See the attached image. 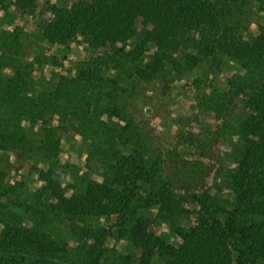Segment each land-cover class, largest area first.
Wrapping results in <instances>:
<instances>
[{
  "label": "rangeland",
  "instance_id": "1",
  "mask_svg": "<svg viewBox=\"0 0 264 264\" xmlns=\"http://www.w3.org/2000/svg\"><path fill=\"white\" fill-rule=\"evenodd\" d=\"M73 1L0 6V258L31 264L21 260L28 245L14 243L38 228L37 240L68 245L70 259L56 264H264V196L230 179L255 138L241 127L253 111L238 93L254 76L226 54L264 23L257 3L220 0L219 42L213 27L160 46L136 36L95 48L81 33L43 41L49 4ZM60 186L77 200L92 193L86 207L55 204Z\"/></svg>",
  "mask_w": 264,
  "mask_h": 264
},
{
  "label": "trees",
  "instance_id": "2",
  "mask_svg": "<svg viewBox=\"0 0 264 264\" xmlns=\"http://www.w3.org/2000/svg\"><path fill=\"white\" fill-rule=\"evenodd\" d=\"M254 1L257 3L264 19V0ZM6 2L7 0H0V6ZM220 6V0H77L71 4H49L48 7L51 9L53 16L40 23V37L43 41L66 45L68 42L75 40L81 33L91 47L97 48L99 45L109 42L114 46L116 43L126 44L131 39L139 36V39L147 43L151 42L160 46L164 42H174L176 39H183L197 34L201 35L206 28L213 27L216 31H219L214 39L219 42L222 32L224 33L223 26L227 21L225 12L219 8ZM139 22L142 26L141 29ZM11 34L13 40H17V33L14 31ZM233 42L239 41L236 37H233ZM239 44L238 51H236V47L230 51L227 50L226 54L232 58H238L240 63L246 65L253 72L254 78L250 80L251 84L249 86H239L238 93L240 91L244 94L242 100L245 101V106L251 107L253 111L244 120L241 127L243 131H248L255 138H246V143L243 144L246 158L237 161V170L230 174V179L231 184L239 185L241 193L246 194L244 190H248L253 186L252 190H255L253 193L264 196V179L260 177L264 176V173L254 174L256 168L252 166L254 161H258L260 157L264 159V23L261 24L256 35H253L249 40H241ZM148 68H151V66L148 65ZM148 68L139 69L138 74L142 78H146ZM155 69L153 67V70ZM15 74L17 76L16 80L24 77L17 67H15ZM80 79L84 80L82 77ZM54 91L56 92L58 89ZM39 99L36 98L33 101L38 102ZM34 107H37V103ZM7 111L3 106L0 113L2 112L1 114L6 117ZM90 129L94 135L100 136V128L96 126ZM6 131L5 123L0 117V135L3 136ZM98 139V142H100L101 139ZM0 145L2 147L6 144L3 142ZM262 164L264 165V160ZM52 170L54 168L48 171L50 175H53ZM255 176L261 180L257 181ZM46 179L48 180L44 177V180ZM53 182L54 179L51 178L48 183L52 185ZM46 190L47 188L44 190V197L48 195V190ZM249 193H251L250 190ZM91 195L92 193L88 192L77 200V195L74 194L68 197L65 194V189L61 186L54 192L55 204L64 205L70 209L73 206L86 207ZM195 197L198 199L197 195ZM102 199L106 200L108 197L103 195ZM27 230L28 228H25L23 232L27 233H22L16 237L17 240L14 243L18 249H23L28 245L26 250L28 255L21 258L23 262L56 264L53 260L70 259L67 253L70 251L67 244L65 245L66 249L61 253L59 249L52 248V244H55L53 237L44 236L37 240L36 238L41 234V230L38 228ZM39 251L45 253L43 258L40 255L38 256ZM0 264L20 263L10 261L7 258H0Z\"/></svg>",
  "mask_w": 264,
  "mask_h": 264
}]
</instances>
